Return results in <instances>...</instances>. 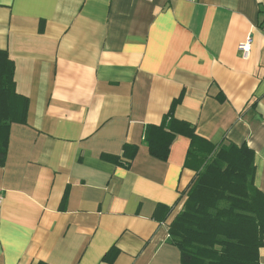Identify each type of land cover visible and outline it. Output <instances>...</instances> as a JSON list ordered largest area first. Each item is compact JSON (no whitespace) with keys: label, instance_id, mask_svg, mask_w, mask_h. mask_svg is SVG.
Masks as SVG:
<instances>
[{"label":"crops","instance_id":"obj_1","mask_svg":"<svg viewBox=\"0 0 264 264\" xmlns=\"http://www.w3.org/2000/svg\"><path fill=\"white\" fill-rule=\"evenodd\" d=\"M0 49L29 100L0 167V264H181L190 139L166 161L144 142L170 111L251 148L264 194V0H0Z\"/></svg>","mask_w":264,"mask_h":264},{"label":"trees","instance_id":"obj_2","mask_svg":"<svg viewBox=\"0 0 264 264\" xmlns=\"http://www.w3.org/2000/svg\"><path fill=\"white\" fill-rule=\"evenodd\" d=\"M15 65L0 49V167H5L13 124H27L29 100L16 91ZM190 139L186 166L195 171L186 200L169 226V243L178 248L181 264H262L264 194L255 185V152L247 145L214 144L170 111L159 126H149L144 142L153 157L166 161L171 145ZM137 147L126 145L131 160ZM117 164H129L114 158ZM164 220L173 211L166 208ZM117 253L113 249L107 258Z\"/></svg>","mask_w":264,"mask_h":264},{"label":"built area","instance_id":"obj_3","mask_svg":"<svg viewBox=\"0 0 264 264\" xmlns=\"http://www.w3.org/2000/svg\"><path fill=\"white\" fill-rule=\"evenodd\" d=\"M148 1H153V0H148ZM168 1H175V0H168ZM188 1L195 2L196 0H188ZM251 45H252V38L249 37L248 40L245 43H243V44H241L239 46V50L243 53V56L246 59L249 58V56H250V53H251ZM0 201H1V199H0Z\"/></svg>","mask_w":264,"mask_h":264}]
</instances>
